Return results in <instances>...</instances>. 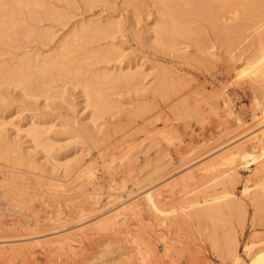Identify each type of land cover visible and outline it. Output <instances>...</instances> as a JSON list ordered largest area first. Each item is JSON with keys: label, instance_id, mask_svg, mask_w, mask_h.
I'll use <instances>...</instances> for the list:
<instances>
[{"label": "rangeland", "instance_id": "1", "mask_svg": "<svg viewBox=\"0 0 264 264\" xmlns=\"http://www.w3.org/2000/svg\"><path fill=\"white\" fill-rule=\"evenodd\" d=\"M158 1L90 0L86 4L84 0H45L46 6L62 11L63 18L29 22L23 19L27 8L0 0V8L5 5L0 22L7 21L11 13L13 21L19 16L21 23L19 26L16 18L18 26L5 30H11V40L3 36L0 42V65L6 67L26 52L53 51L78 23H113L110 35L84 41L76 47L79 50H73L72 56L80 59L74 65L75 76L59 77L46 95H26L6 74H0V151L5 149L7 156L0 157V182L13 185L5 190L15 202L7 204L0 196V236L36 232L9 238L10 242L0 238L6 239L0 241L2 246L10 249L6 255L0 254V264H232L224 236L235 230L245 262L256 244L250 251H244L245 245L264 237V224L253 223L254 206L249 194L241 191L245 184L250 185V192L259 191L257 184L264 183V172H255L256 161L241 164L233 184L235 196L246 209L243 228L236 222L238 208L222 216L228 220L226 225L222 219L216 227L210 221L196 220L188 207H181L193 197L195 184L188 177L180 179L252 134L242 131L253 123L264 102V93H260L264 90V31L253 29L243 13L258 4L254 5L255 0H238L237 4L229 0L225 7L217 0H171L172 15L190 31L166 32L157 41L155 25L171 21L168 8L162 11L165 7ZM256 2L264 7V0ZM236 6L240 14L235 12ZM42 10L38 8L36 13ZM27 22L29 26H25ZM30 26L31 30L52 31V38L28 34ZM96 47L116 50L109 60L92 64L87 57ZM120 67L141 68V84L107 79L91 83L96 92L106 90L114 105L101 109L92 120L82 94L83 82L93 71ZM27 71L26 67L21 72ZM43 78L52 81L51 74ZM161 79L166 88L159 86ZM30 122L46 129L42 137L47 150L22 130ZM248 142L250 148L257 146L255 141ZM226 169L221 165L215 171L218 176L208 183L225 179ZM143 185L141 190L148 187L159 193L161 207L175 209L167 214L168 219L154 217L143 203L125 207L114 216L120 208L118 199ZM220 188L216 185L215 190ZM231 223L234 229L230 231ZM66 225L75 228L72 240L54 242L52 239L66 232ZM54 226L58 228L51 229ZM213 228L220 241L216 249L207 236ZM149 241L159 255L145 256Z\"/></svg>", "mask_w": 264, "mask_h": 264}, {"label": "bare ground", "instance_id": "2", "mask_svg": "<svg viewBox=\"0 0 264 264\" xmlns=\"http://www.w3.org/2000/svg\"><path fill=\"white\" fill-rule=\"evenodd\" d=\"M12 1L18 5H22L25 8H27L28 12L26 13L25 17H23V19L27 20L29 22L30 21H34V22L40 21L43 19L61 20L63 18V15H64L63 12L60 11L59 9H57L55 6H50V7L46 6L45 0H12ZM60 1H67V0H60ZM84 1L87 4V3H89L90 0H84ZM170 1L171 0H159L158 1L163 5V7H165L162 11H167L166 8H168L169 16L166 14H165V16H168L171 19V21H168L169 24H167V25L162 24L165 21L155 25L154 31L156 33V40L157 41H159V35H162V34L165 35L166 32L177 33V34L181 33L182 34L185 31H190V27L188 29L185 26V24L180 21V19H178L172 15L171 11L175 7L174 6H173L174 8L171 7L172 3L174 1L171 2V6H170ZM185 1L186 0H184V2ZM193 1H195V0H193ZM217 1L222 6L226 7L229 0H217ZM232 1L235 4L240 2L238 0H232ZM128 2H131V1H128ZM176 2L178 3V1H176ZM198 2H200V0ZM68 3H69V1H68ZM189 3H196V2L189 1ZM254 3H256L254 5L258 4L259 7H257L258 6L257 5L253 9L248 8L249 11L243 13V15H244L243 18H245L247 20H251L252 23L250 26H253V29H255V30L258 29L260 31H264V7L260 6V3H257L256 0L254 1ZM211 4H213V3H211ZM190 5H192V4H190ZM197 5L199 6V4H197ZM197 5H195V6H197ZM204 5H206V3H204ZM204 5H202V6H204ZM22 6H19V7H22ZM163 7H161V8H163ZM236 7H235V12L238 13V11L240 9L238 7H237L238 8L237 9ZM4 8H5V5H2V7L0 8V11ZM38 8L43 9L42 12H40L39 14L36 13L37 12L36 10ZM195 8H197V7H195ZM221 10H223V8ZM242 11H244V10H242ZM174 12H176V10H174ZM14 13H16V12H14ZM240 13L241 12L239 11V14ZM10 14H9L7 21L1 20V22H0V42L4 41L5 37L8 39L10 38L11 30H10V32L5 31V30L11 29L14 26V24L17 25V19H19L18 18L19 16L15 17L13 15V17H15V22H14L12 15H10ZM23 14H24V12H23ZM239 19L240 18H238V20ZM34 22H31L32 24L30 23V25H34ZM20 24L21 23H20V19H19V26H20ZM27 24H28V22H27ZM186 24H188V23L186 22ZM25 26H29V24L25 25ZM35 28L36 27H34V29L31 30V26H30L29 30H31V31H29L28 34L36 35V36H39V37L44 38V39H51L52 38V31H49L47 29H43L41 27H39V29L36 28L37 30H35ZM112 28H113V23H107V22L104 23L102 21H91V22H85V23L84 22L78 23L76 25V27H74L72 30H70L69 35L64 37L62 42L59 43L56 47H54L53 51H51L49 53H34L31 55L26 52L24 57H21L20 59L18 58L19 61H17L16 63H14L11 66L6 67L7 65L6 66L0 65V74H6V76H8L10 78V82H13L17 86H19L22 93H24L26 95H29V96H34L37 94L46 95L54 86H56L53 84V82L55 80H57L59 77L63 76V77L72 78L75 76L74 65L77 64L78 61H80V59H76V58H74V56H72V54H73L72 52H74L73 50L77 46H81V44L84 41H89V40L93 41V40L98 39V38L100 39V38L107 37L108 35H110ZM12 30H13V28H12ZM3 36H4V38H3ZM161 37H163V36H161ZM9 40H11V39H9ZM77 48H80V47H77ZM77 50H79V49H77ZM113 50H116V49L114 47H102V48L96 47L91 51V54L88 57L87 56H85V57H87L90 60V62H92V64L97 63L99 61H107L110 59L111 54H113ZM247 62H249V61H247ZM24 66H25V68L27 67V69H28L26 74H22V72H21L22 69H25ZM49 74H51V76H52V81L44 82V81L49 80L50 77H48L49 79L44 80L43 76L49 75ZM90 76H91L90 79L85 80L82 84V94L85 96L86 107H89L91 109V118H92V120H95V119H97L98 112L101 111V109L110 108V107H113L114 105L111 102L112 99L109 96V94H107L106 90L101 91V92L97 90L98 92H96V89L94 91L91 88L92 87L91 83H95L96 80L107 79L110 82L113 81V83L114 82H124V84L140 85L141 84L140 79L143 76V70L139 67L138 68L136 67L134 69L131 67H120L117 71L116 70L115 71H100V72L93 71ZM163 81L164 80L161 79V82H159V86H162V85L164 86ZM94 87H96V86H94ZM260 93H264V90H261ZM262 96H264V94H262ZM258 109H259V110H257L258 113L256 114V118L254 119L253 123L250 124L247 128H245V130L242 131V132L248 131L246 133L247 135L251 132L252 133L251 135H249L248 137H245L242 141H239L238 143L225 148L223 151L219 152L218 154H216L212 158L207 159L206 161H204L203 163L198 165L195 169L190 170L186 175H184L180 178L181 180H185L188 177V178H190V180L192 179L191 181H193V184H195L193 197L189 198V200L187 201L188 203L186 205H182L181 207L182 208L188 207L189 213L194 218H196V220L210 221V223L212 225H214V227H216V225H218V220H221V219L224 220V218H222V216L225 214V212L227 210L238 208L239 213L237 214L238 216L236 218V222H237V225L239 227H241V228L244 227L245 222H246V209H245L243 200L238 198V196H235L236 193L234 192L233 184H234L235 180H237V178L239 177V174H240L239 168H240L241 164H243V163L245 164L250 159L256 161V163H257V167H256V171H255L256 173L264 172V102H262L258 106ZM1 124H2V122H0V125ZM253 129H255V132L254 131L252 132ZM22 130L24 131V133L27 136H29L32 140L37 142V145L40 144L44 150L48 149V145L43 141V137H42L45 133V130H46L45 128L39 126L38 124L30 122L28 124V126L23 128ZM83 130L85 131L84 133H88L86 127H84ZM78 136H81V134L80 135L78 134ZM248 141H250V142L255 141L257 143V146L255 145L254 148L248 147L247 146L248 145L247 143H249ZM6 151L8 152V150H6ZM200 155H202V154H200ZM0 157H3V158L7 157L5 149L0 151ZM22 157L23 156L21 154V158ZM19 160H22V159H20V157H19ZM193 160H194V158H193ZM190 161H192V160H190ZM66 165H67L66 163L63 164L64 171L67 169ZM221 165L226 166L227 169L225 171L228 172L227 177L225 179H215L216 180L215 182L211 181L212 183H208L209 180L216 178L218 176L215 171L219 170V167ZM58 166H62V165L58 164ZM197 170H198V174L196 173ZM90 171H92V170L90 169ZM166 173H168V172H166ZM163 175H165V174H163ZM227 178H228V180H227ZM173 181H174V179H173ZM227 182H228V184H226ZM172 183L176 184L177 183L176 179ZM216 185H221V188L219 191H216L218 189L215 190ZM257 185H259V187H260L259 191L250 192L251 187H250V185H246V184L244 185V187L242 188L241 191L244 194H249V199H250L252 205L254 206L255 213H254V216L251 218L253 223H255L257 220H259L262 224H264V183H260ZM8 186H13V185H11V183H7L5 181L0 182V196L4 197V200L7 202V204L13 205L15 202L13 201L12 198L8 197V193L6 192V190H9V189H6ZM144 186L145 185L139 186V187H137L136 190H132V191L128 192L122 198L118 199V203H119L118 205L120 206V208L116 212H114L113 215L114 216L118 215L121 212V210L125 207H131V208L132 207L133 208L139 207V205L141 203H143L142 206L145 207L147 210H149L150 213H152V215L154 217L160 216L159 218H161V216H162V218L165 217V219H166L167 214H169L170 212L175 210V209H173V210L171 209L169 211V210L161 207V204H160L161 199L159 200V198H158L159 193L154 191L151 188H148V187L146 189L141 190ZM184 186L185 185H183V187ZM137 190H141V191H139V193L135 194V192ZM139 209H141V208H139ZM231 211H233V210H231ZM145 212H146V210H145ZM253 212H254V210H253ZM97 215H99V214H97ZM96 216H95V218H96ZM104 217H101V218L104 219ZM165 219H163V222ZM224 221H225V223H223V224L226 225V221H228V220H224ZM98 222H100V221H98ZM155 222H159V221H155ZM232 224L233 223H231L229 226L230 231H231V229L232 230L234 229L233 228L234 225H233V227L231 226ZM230 227H232V228H230ZM235 227H237V226H235ZM55 228H58V227L54 226V228H51V229H55ZM72 228H74V226H72V225L67 226L66 229L64 228L66 232H64L62 236L60 234H58L59 236L55 237L52 240H54V242L55 241L60 242L61 244L72 240L70 237L72 235V232H73ZM69 229H71V230H69ZM214 229L215 228H213L207 234V236L211 241L210 243L212 244V247L216 249L220 246V241H219L218 237L216 236ZM56 230H53L51 232H56ZM229 230L226 232H229ZM51 232H50V234H51ZM32 233H36V232L30 231L29 233L26 232L25 234H20V235L9 234L7 236H5V235L0 236V238H6L10 242V240H12L13 237H15V236L16 237H18V236L25 237L24 235L28 236V235H31ZM53 234H55V233H53ZM222 234H225V233L222 232ZM9 238H12V239H9ZM6 239H4V240L0 239V241H5ZM223 240L225 241L223 243L227 249L226 251H227V253L231 259L232 264H264V237H262L259 241L251 240L250 243H247L245 245L244 251H250L251 248L254 247V245L256 244L255 249L251 252V256L249 257L250 259L248 262H245L243 257L241 256V252L239 250V243L240 242H239V238H238L235 230H233L231 233L229 232V234L224 236ZM33 241H35V240H33ZM54 242H52V243H54ZM20 243H22V242H20ZM37 243H39V242H37ZM0 244H1V242H0ZM2 244H4V242ZM2 244L0 245V254L6 255V253L10 249L9 250L6 249L5 246L4 247L2 246ZM36 245H38V244H36ZM165 248H162V249L165 250ZM14 249H16V248H11V250H14ZM153 249L154 248H152L150 241H149V243H146L145 253H144L145 256L146 257L156 256L158 254L157 253L158 251L156 252L157 254L156 253L154 254L155 249L154 250Z\"/></svg>", "mask_w": 264, "mask_h": 264}]
</instances>
